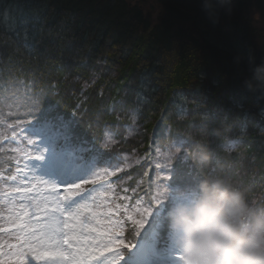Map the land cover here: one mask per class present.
<instances>
[{
  "label": "trees",
  "instance_id": "obj_1",
  "mask_svg": "<svg viewBox=\"0 0 264 264\" xmlns=\"http://www.w3.org/2000/svg\"><path fill=\"white\" fill-rule=\"evenodd\" d=\"M145 2L0 0L1 251L17 241L2 222L30 150L22 137L39 140L17 125L51 106L104 153L93 172L108 183L116 231L131 244L121 258L141 243L165 247L168 207L205 174L264 203V94L242 83L264 58V0H232L216 24L201 3L188 11L157 0L165 13L152 16ZM15 261L0 253V264Z\"/></svg>",
  "mask_w": 264,
  "mask_h": 264
},
{
  "label": "snow or ice",
  "instance_id": "obj_2",
  "mask_svg": "<svg viewBox=\"0 0 264 264\" xmlns=\"http://www.w3.org/2000/svg\"><path fill=\"white\" fill-rule=\"evenodd\" d=\"M54 112L55 108L51 106L41 110L38 118L26 127L17 125L21 132H28L29 136L39 137L38 141L22 137L27 140L30 149L23 153L26 157L24 167L28 172H38L48 178L45 183L51 182L49 195L54 198L52 201L54 207L51 210L35 209L33 215L36 212L43 213L42 218L46 221L40 224L41 217L37 216L38 227L36 228L32 226V216L29 215L27 208L21 205L20 209L15 211L14 227L19 232L20 245L17 251L9 254L16 256L19 264H25V246L32 253V256L28 258V264H33V260L41 261L42 264H56L58 260L61 264H86L93 258L98 246H104L107 250L103 242L105 238L110 241L114 235V233H107L105 236L91 238L90 246L89 237L82 235L89 226L80 219L79 209L76 215H68L66 220L60 218L50 220V217H56L57 214L62 217L66 204L78 205L80 201L87 200L91 196L95 188L86 187V185L96 186L98 181L96 179L90 181L85 177L93 174L97 164L105 162L104 153L94 144L81 139L76 133L74 117L66 120L58 114L53 115ZM21 172L22 170H18V174ZM24 179L27 180L26 174ZM59 185H67L63 190L62 199L58 190ZM32 190L27 183H24L16 189V192L26 194L31 193ZM163 191L157 194L160 198L163 197ZM159 201L160 199H155V203ZM149 212L150 209L146 210V215L133 221L137 228L142 226ZM84 218L87 219L86 216ZM78 228L81 230L79 234ZM122 246L130 247L131 244L120 240L116 247Z\"/></svg>",
  "mask_w": 264,
  "mask_h": 264
},
{
  "label": "clouds",
  "instance_id": "obj_3",
  "mask_svg": "<svg viewBox=\"0 0 264 264\" xmlns=\"http://www.w3.org/2000/svg\"><path fill=\"white\" fill-rule=\"evenodd\" d=\"M231 4L201 0V9L216 24L219 9L230 12ZM234 59L239 63L242 57ZM250 72L243 87L264 94V58ZM166 215L180 264H264V203L227 177L205 174L190 190L177 191Z\"/></svg>",
  "mask_w": 264,
  "mask_h": 264
},
{
  "label": "rangeland",
  "instance_id": "obj_4",
  "mask_svg": "<svg viewBox=\"0 0 264 264\" xmlns=\"http://www.w3.org/2000/svg\"><path fill=\"white\" fill-rule=\"evenodd\" d=\"M181 4H184L188 11H193L200 7L201 0H179ZM201 8V7H200ZM199 8V10H201ZM165 13L164 8L158 6L157 0H146L143 4L144 15H154L156 13ZM203 19V18H201ZM186 27H189L185 23ZM191 30V29H190ZM133 160V159H132ZM132 160L129 163H132ZM25 166V165H24ZM23 172L20 173L19 179L20 186L24 183L28 184V187L32 188L31 193L21 194L17 193L15 199L11 201L8 205L7 213L9 218H7L2 223L4 224V230L13 233V238L17 241L14 243H9L6 245L3 251L0 250L2 256L4 253L9 254L11 252L17 251L18 246L20 245L19 232L14 227L15 221V211L19 210L21 205L28 209L29 215L32 216V226L34 228L38 227L36 224V217H41L40 224L45 223L46 221L42 218L43 213L35 212L36 208H48L51 210L54 207L53 197L49 195L51 189V182L45 183L48 181L47 177H43L38 172L32 173L28 172L25 167H23ZM101 171L93 172L94 175H89L85 179L92 180L96 179L98 185H86V187H94L95 191L92 192L91 196L84 201H80L78 205L72 206L71 203L65 205L64 214L62 217L57 214L56 217H50V220L53 219H64L66 220L68 215H76L77 209L80 210L81 216L80 219L83 223L87 224L89 227L87 230L83 231V236L89 237V244L91 246V238L97 236H105L107 233H114L111 240L107 238L104 240V245H106L107 250L104 246H98L96 251L93 254V258L89 259L86 264H127V261H131V264H180L179 257L177 255V248L173 242L172 235L168 244L163 248H153L150 244L141 243L131 252V257H128L129 260L119 257L120 251L116 247L118 242L121 240V233L116 231L117 219L114 217L113 210L109 209L107 202L112 199V194L108 192V183L101 178ZM99 175H96V174ZM27 175V180L24 179V175ZM79 183V181H76ZM38 185V186H37ZM67 185H59L58 190L60 192L61 199L63 197V190ZM87 206V207H85ZM87 217L85 219L84 217ZM94 230V231H93ZM80 229H77V233H80ZM9 246L11 248H9ZM66 248V246H65ZM6 249V250H5ZM43 250V249H41ZM24 256L25 264H28V258L32 256V253L27 250V246L24 247ZM10 255V254H9ZM17 260L16 256L10 255ZM16 264H19L18 260L15 261ZM33 264H42L41 261L33 260ZM56 264H61L58 260Z\"/></svg>",
  "mask_w": 264,
  "mask_h": 264
}]
</instances>
